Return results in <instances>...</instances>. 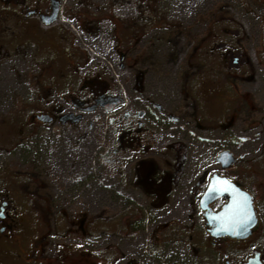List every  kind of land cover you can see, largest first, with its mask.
<instances>
[{"label":"flooded vegetation","instance_id":"1","mask_svg":"<svg viewBox=\"0 0 264 264\" xmlns=\"http://www.w3.org/2000/svg\"><path fill=\"white\" fill-rule=\"evenodd\" d=\"M137 4L0 0L26 33L0 35V57L32 36L48 66L24 123L0 122V152L35 169L0 166V264H264V47L251 63L222 19L181 44L153 0ZM241 193L253 211L231 236L216 219Z\"/></svg>","mask_w":264,"mask_h":264},{"label":"rangeland","instance_id":"2","mask_svg":"<svg viewBox=\"0 0 264 264\" xmlns=\"http://www.w3.org/2000/svg\"><path fill=\"white\" fill-rule=\"evenodd\" d=\"M95 1L102 4L104 0ZM138 1L142 0H132V4L138 6ZM153 4L157 8L160 7V11L164 13L165 20L168 23L180 25L178 28L182 33L180 35L181 44L189 43L190 40L194 39V36L191 35H193V30L197 29L199 23L212 25V22L222 19L226 20L230 27H237L244 31L246 51L251 63H256V53L259 54L260 48L264 47V18L262 15L264 0H153ZM5 6L0 5V9L4 8L0 11V35H14L18 30L26 34L23 28H20L14 15V6L12 5L10 10H5ZM86 9L87 12L96 11V9L92 10L88 7ZM132 11H135V9L132 8ZM114 23L116 21H105L102 24V27L104 30L106 29L109 35H103L101 38L106 41L107 45L111 43L112 47L117 42L115 30L118 26ZM71 24L74 25V22L69 21L68 29L75 37V40H78L79 44L77 47L87 57L89 56V59L91 57L92 60L93 52L96 54L100 53V48L104 47V44L98 46L99 49H95L91 46V44L95 45V41L89 38L93 37L81 32L78 35ZM77 30L79 29L77 28ZM183 32L188 36H184ZM41 33L43 34V30ZM68 43L71 47L74 39L70 38ZM16 44L22 46L19 51L11 46L10 52L12 53L8 55L3 53L0 57V122L5 117L14 121L16 111L29 107L35 99V94L39 96L46 91V67L48 66H46L47 52L45 42H39L37 38L28 36L20 37ZM39 44L42 45L41 49ZM33 51L37 55L36 59H34ZM254 66L256 70V65ZM207 75L208 78L212 76L208 72V68ZM19 116L21 117H18L17 120H20L19 124L22 125L24 123L23 120H26L29 116V110H21ZM11 134L13 133L11 132ZM4 153L0 152V166L8 168L9 172L22 170V172L31 176L34 175L35 169H32L34 166L28 165L25 168L16 163L13 156ZM40 162L41 164L43 163L42 161ZM25 215L27 218L28 216H33V214Z\"/></svg>","mask_w":264,"mask_h":264},{"label":"water","instance_id":"3","mask_svg":"<svg viewBox=\"0 0 264 264\" xmlns=\"http://www.w3.org/2000/svg\"><path fill=\"white\" fill-rule=\"evenodd\" d=\"M56 19V16L44 21L45 24H51ZM253 211L252 201L249 196L241 193L236 195L234 201L230 205L224 208L222 213H220L216 219L217 222L220 223H228V226H224L223 229L229 233L231 236H235L237 232L244 231L248 227L240 228L231 226V224L237 219H241L243 215L249 214ZM241 215V218H240Z\"/></svg>","mask_w":264,"mask_h":264},{"label":"snow or ice","instance_id":"4","mask_svg":"<svg viewBox=\"0 0 264 264\" xmlns=\"http://www.w3.org/2000/svg\"><path fill=\"white\" fill-rule=\"evenodd\" d=\"M223 183H227V181H223Z\"/></svg>","mask_w":264,"mask_h":264}]
</instances>
